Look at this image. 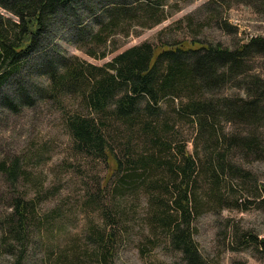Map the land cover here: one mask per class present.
I'll return each mask as SVG.
<instances>
[{"label": "rangeland", "instance_id": "374dc122", "mask_svg": "<svg viewBox=\"0 0 264 264\" xmlns=\"http://www.w3.org/2000/svg\"><path fill=\"white\" fill-rule=\"evenodd\" d=\"M130 1L132 6L147 2L150 13L130 10L107 31L104 43L92 47L104 51L103 57L93 58L83 47L57 41L64 63L103 66L143 42L171 46L192 39L234 48L250 37H264L261 0ZM0 13L9 16L1 9ZM156 17L161 20L151 23ZM242 61L244 74L264 80V52L249 51ZM162 66L158 63L159 69ZM37 84L41 93L31 98L30 106L15 110L0 106V163L17 159L24 172L18 173L12 187L0 171V264H185L167 238V228L177 222L169 180H179L169 168L181 165L180 146L200 166L189 183L197 212L189 233L204 262L264 264V250L240 238L247 233L264 238V101L259 102L262 113L255 123L211 119L205 123L208 135L181 110L183 93L179 99L161 100L158 115L140 116L144 122L133 121L129 127L114 120L106 108L100 117L107 141L117 157L128 160L122 158L118 171L104 181L102 158L80 152L64 124L72 114L89 113L81 95L87 92L84 86L72 93H51L45 76ZM241 84L240 77L223 78L215 86L199 89L201 97L198 86L192 92L194 98L219 106L225 99H246ZM216 131L252 136L259 143L256 152L237 146L223 151L226 162L243 170V178L214 167L223 150L220 139L215 141L212 135ZM22 193L31 198V211L24 239L11 241L5 214Z\"/></svg>", "mask_w": 264, "mask_h": 264}, {"label": "trees", "instance_id": "16d2710c", "mask_svg": "<svg viewBox=\"0 0 264 264\" xmlns=\"http://www.w3.org/2000/svg\"><path fill=\"white\" fill-rule=\"evenodd\" d=\"M128 1L0 0V9L9 14L4 16L0 13V106L9 110L30 106L31 98L41 93L37 81L43 76L46 82H51V93H72L84 86L87 92L81 95L89 113L83 116L72 114L64 124L80 152L102 158L106 169L104 181L118 171L122 158L128 160L126 156L117 157L107 141L106 126L100 117L106 108H109L114 120L129 127L133 121L144 122L140 116L149 118L158 115L161 100L179 99V93H183L184 102L179 100L181 110L193 118L199 131L207 129L208 135L210 130L205 123L211 119L214 123L231 118L255 123L262 113L259 102L264 101V80L255 75L248 77L241 70L243 56L247 52H264V37L261 36L250 37L234 48L192 39L171 46L143 42L125 49L103 66L83 62L64 63L65 57L57 49V41L83 47L84 52L93 58L103 57L104 51L92 47L104 43L107 31L118 26L122 18L128 17L130 10L140 9L150 13L147 2L142 6L141 2L134 1L137 4L132 6L133 1ZM235 1L248 3V0ZM261 1L264 3V0ZM160 20L156 17L151 23ZM158 63L163 65L161 69ZM236 77L242 80L246 99H225L218 106L208 100L194 98L192 90L195 86H198L199 92V89L219 84L223 78L231 80ZM7 95H11L14 101ZM212 135L215 141L220 139L223 146L218 154L220 156H216L219 159L214 167H218L221 173L227 169L229 173L243 178V170L226 162L223 151L237 146L256 152L259 146L257 140L252 136L225 135L222 131ZM181 149V146L177 147L181 165L171 167L173 170L169 168L170 173L179 175V180L175 177L169 180L175 192L172 203L177 222L167 228V238L171 247L180 251L185 264H206L189 233L190 220L197 213L190 197L193 196L195 202L189 183L192 177L195 179L197 176L200 166H196L190 155ZM157 167L162 168L158 164ZM0 171L12 187L18 173H24L17 159L7 165L0 163ZM261 190L264 192V189ZM30 206L31 198L24 193L13 198L11 208L5 214L7 239L22 242ZM243 235L240 237L243 238L242 243L252 242L255 248L264 250V238L257 239L250 233L246 237Z\"/></svg>", "mask_w": 264, "mask_h": 264}]
</instances>
